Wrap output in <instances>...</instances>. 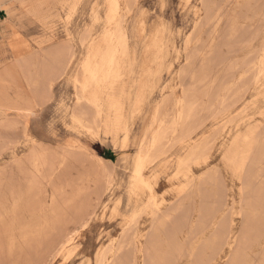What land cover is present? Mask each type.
<instances>
[{
	"label": "rangeland",
	"instance_id": "obj_1",
	"mask_svg": "<svg viewBox=\"0 0 264 264\" xmlns=\"http://www.w3.org/2000/svg\"><path fill=\"white\" fill-rule=\"evenodd\" d=\"M110 47L119 130L78 101ZM0 264H264V0H0Z\"/></svg>",
	"mask_w": 264,
	"mask_h": 264
},
{
	"label": "bare ground",
	"instance_id": "obj_2",
	"mask_svg": "<svg viewBox=\"0 0 264 264\" xmlns=\"http://www.w3.org/2000/svg\"><path fill=\"white\" fill-rule=\"evenodd\" d=\"M117 7H118L117 2H113V5H112L113 14L116 12ZM114 17H115V14L112 17L110 23H112V21L114 20ZM110 37L112 38L113 36L111 35ZM83 42H85V41H83ZM117 54H118V50L116 47L108 48L107 53L104 55L101 54L99 48H97V49L95 48L92 50L91 54L88 56V58L86 59L85 64H84L83 78H82V76L79 75L80 79L82 78V81L80 80L81 81L80 82L81 93L78 94V101L82 105L85 104L83 106H88L89 109H93L99 117L103 116V115L110 117V114H111L113 116V126L115 129L119 130V129H123V124H124V120H125V109H124V104L115 95V94H119L116 91L115 86H116V84L120 78L119 74H118V66L115 62V57ZM77 74H79V73H77ZM78 82H79V80H78ZM76 88L78 90V87H76ZM184 97H186V96H184ZM188 102H190V101H188ZM161 108H162V106H161ZM73 111L75 112V108ZM81 112H79V113L81 114ZM187 117H188V115H186L184 113V111H182V112H180V114L178 116V121L179 122L184 121ZM76 118H77V116H76ZM78 118H80V117H78ZM81 118H82V116H81ZM155 124L157 126V129H154L152 132H150L151 134H150L149 138H147L146 141L143 143L142 150H141V152H140V154H139V156H138V158L134 164V180H135L136 184H144V181H143L144 178L143 177H144V174H145V171L147 169L148 164L151 162V159L153 157H157V156L161 155L163 148L166 144L167 138L169 137V136H167L168 135V128H171V127L168 126V128L166 129L161 124H158V122H156ZM152 128L153 127H150L151 130H152ZM125 138H126V136H125ZM200 152L201 151H199V153ZM196 157L197 158H195V157L194 158L197 160L198 157H200V156H198V154H197ZM98 161H99L98 163H102L101 165L104 164V161L107 163L111 162L109 160H105V158H102V157H98ZM187 165H188V162H187ZM101 167L103 170L104 169L103 166H101ZM64 238H67V236L65 235ZM70 243H71V239L69 238L61 246L60 252L64 251V249L66 248L64 246L69 245Z\"/></svg>",
	"mask_w": 264,
	"mask_h": 264
},
{
	"label": "trees",
	"instance_id": "obj_3",
	"mask_svg": "<svg viewBox=\"0 0 264 264\" xmlns=\"http://www.w3.org/2000/svg\"><path fill=\"white\" fill-rule=\"evenodd\" d=\"M103 156H104L106 159H111V157H112L110 153L107 154V155L103 154Z\"/></svg>",
	"mask_w": 264,
	"mask_h": 264
}]
</instances>
